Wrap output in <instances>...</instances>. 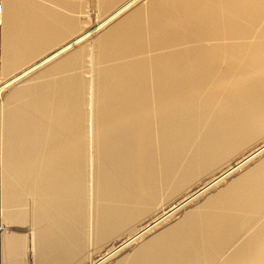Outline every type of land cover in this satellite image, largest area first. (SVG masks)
Listing matches in <instances>:
<instances>
[{
  "label": "bare ground",
  "instance_id": "1",
  "mask_svg": "<svg viewBox=\"0 0 264 264\" xmlns=\"http://www.w3.org/2000/svg\"><path fill=\"white\" fill-rule=\"evenodd\" d=\"M0 264H264V0H0Z\"/></svg>",
  "mask_w": 264,
  "mask_h": 264
},
{
  "label": "rangeland",
  "instance_id": "2",
  "mask_svg": "<svg viewBox=\"0 0 264 264\" xmlns=\"http://www.w3.org/2000/svg\"><path fill=\"white\" fill-rule=\"evenodd\" d=\"M93 37L90 38V40L92 39ZM86 254L88 255L89 254V250L86 251Z\"/></svg>",
  "mask_w": 264,
  "mask_h": 264
}]
</instances>
